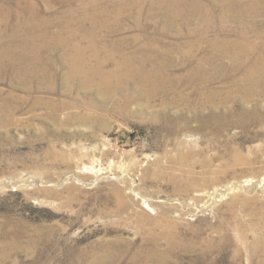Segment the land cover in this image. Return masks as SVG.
Here are the masks:
<instances>
[{
  "label": "rangeland",
  "instance_id": "obj_1",
  "mask_svg": "<svg viewBox=\"0 0 264 264\" xmlns=\"http://www.w3.org/2000/svg\"><path fill=\"white\" fill-rule=\"evenodd\" d=\"M16 1L0 264H264V0Z\"/></svg>",
  "mask_w": 264,
  "mask_h": 264
},
{
  "label": "bare ground",
  "instance_id": "obj_2",
  "mask_svg": "<svg viewBox=\"0 0 264 264\" xmlns=\"http://www.w3.org/2000/svg\"><path fill=\"white\" fill-rule=\"evenodd\" d=\"M22 1H24V0H17L16 1V5L18 4V6H20L21 4H22ZM33 7V6H32ZM29 8V7H28ZM30 8H31V6H30ZM35 9V8H34ZM2 10H4V12H6V13H8V15L11 13V10H9V9H7V8H3ZM32 10H29V13L30 14H32L31 16H32V19H34L35 18V16H36V12H34V11H32ZM82 50V49H81ZM80 51V50H79ZM82 54V53H81ZM77 56H79V55H77ZM84 56V55H83ZM77 69V68H76ZM110 74V73H109ZM127 76H128V74H127ZM99 77V76H98ZM258 78V77H257ZM101 80V79H100ZM253 80V79H252ZM102 81L104 82V83H107L108 81H109V79H108V77H103V79H102ZM261 81V80H260ZM249 82V81H248ZM259 82V81H258ZM147 83V82H146ZM126 85V84H125ZM250 85V84H249ZM253 85V84H252ZM144 88V87H143ZM249 88V87H248ZM246 94V93H245ZM50 108V107H49Z\"/></svg>",
  "mask_w": 264,
  "mask_h": 264
}]
</instances>
